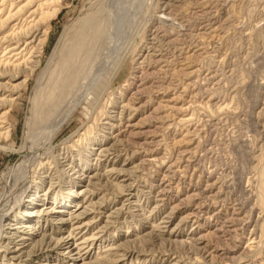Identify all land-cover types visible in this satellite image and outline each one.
<instances>
[{
  "label": "rangeland",
  "instance_id": "obj_1",
  "mask_svg": "<svg viewBox=\"0 0 264 264\" xmlns=\"http://www.w3.org/2000/svg\"><path fill=\"white\" fill-rule=\"evenodd\" d=\"M96 1L0 0V38L33 26L39 35L9 63L0 48L8 64L0 66L1 113L8 111L0 194L4 172L26 152V122L50 56ZM155 5L90 114L79 106L47 143L48 181L58 186L50 202L60 207V195L71 205L39 224L49 239L66 237L71 224L60 230L57 221L86 201L75 215L86 206L90 214L73 234L86 242V264H264V0ZM51 82L44 93L59 105L63 93ZM50 252L27 262L72 264L65 248ZM11 262L0 253V264Z\"/></svg>",
  "mask_w": 264,
  "mask_h": 264
},
{
  "label": "bare ground",
  "instance_id": "obj_2",
  "mask_svg": "<svg viewBox=\"0 0 264 264\" xmlns=\"http://www.w3.org/2000/svg\"><path fill=\"white\" fill-rule=\"evenodd\" d=\"M156 3L157 0H97L90 7L80 26H77L74 31H66L55 46L45 70L44 83L38 86L40 88L38 89L39 92L35 88L36 96L31 107V115L26 122L21 147L26 152L12 167L7 168L4 172V182L0 194V253H3L7 262L15 259V263L11 262L9 264H18V262L19 264H28L27 261L32 263L36 258L50 255L52 248L62 247L68 250L67 253L63 252L64 258H70L72 264H76L74 262L79 260L83 261L82 264H86L84 260L88 256L84 257L85 253H82L83 248L80 247V245L84 246L86 242L83 240V243H77L76 237L73 235L82 227L79 226V222L90 214L91 210L87 209L86 206L84 207L85 210L75 215L86 201L81 200L83 205L76 206L75 211L71 213L69 218H61L57 221L60 230L64 225L71 224L72 228L66 237L59 240L49 239L50 235H46L44 233L46 230L39 224L40 219L49 220L48 218L55 215V213H58L57 215L64 213L65 210L62 209L71 205V203L67 204L68 201H65L66 196L61 199L59 195L55 199L60 207L52 206L54 203L50 202V195L56 192L58 186L51 180L48 181V178L54 175L53 167L49 166L52 162L45 160L42 155L45 153L47 143H50L79 106H84L86 114H90L93 106L102 96L111 78L116 73L129 47L134 41L136 42V36L140 33L143 25L145 26L146 18L156 10ZM15 17L14 19H16ZM73 28H76V26ZM38 38L39 35L34 26L15 37L9 35L1 37L0 48L4 46V52L9 55L7 63L11 62L12 59H17V56L19 57L25 50L30 51ZM21 47H23L22 50H20ZM3 65L8 66L6 63L2 65L0 63V66ZM8 77L13 81L20 78L17 74ZM46 81L48 83L53 81L59 85L56 90H60L59 95L63 93L62 99L64 101L61 104H52L53 94L51 91L50 93H44L43 85L47 84ZM25 82L26 80L19 84L23 85ZM53 82H51L52 85ZM1 85L3 86V84ZM1 85L0 88H2ZM41 88L43 91H41ZM56 90L54 89V91ZM2 106V100L0 99V113ZM7 113L6 110L0 114V138L8 133L4 131L6 129L3 126ZM44 183L48 184L45 193ZM41 192L43 194H40ZM85 192L86 190H83L82 193ZM38 201L44 202V204H39L43 207L28 211L35 208ZM7 217L10 218L4 224L3 222ZM28 221L35 222V226L25 225V222ZM51 231L54 233L56 230ZM37 235L41 236L40 242L34 240ZM29 239L35 243L32 244L30 251L27 250L31 245V243H28ZM44 239H46L45 243ZM76 248V253L72 254ZM70 254L78 257L73 258Z\"/></svg>",
  "mask_w": 264,
  "mask_h": 264
}]
</instances>
